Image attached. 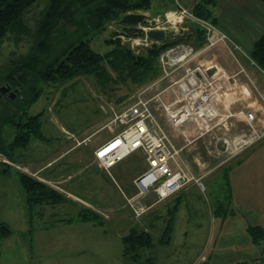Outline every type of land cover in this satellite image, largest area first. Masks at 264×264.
<instances>
[{
  "label": "rangeland",
  "instance_id": "obj_1",
  "mask_svg": "<svg viewBox=\"0 0 264 264\" xmlns=\"http://www.w3.org/2000/svg\"><path fill=\"white\" fill-rule=\"evenodd\" d=\"M46 6L47 0H39L37 4L33 5L25 13V21L30 27L32 33L36 31ZM160 12H162V9L156 6L153 7L149 13L152 16H157ZM135 13H143L147 15L148 11H138ZM155 18L158 19V17ZM161 18L162 19L160 20L165 19L164 17ZM150 19L151 18L149 17V20ZM186 23H188V20L181 24L178 23L180 25L177 24V27ZM167 24V27L172 25L169 21H167ZM171 35H173L172 32L170 33L169 41L178 42L164 50L161 55H163V61H168L173 64V66H170L169 63L166 65L175 72V67H178V64H180V62L174 64L176 58L180 57L182 54H186L185 51L181 50L182 47L180 48L178 46H181V43L192 46L194 45L191 44V42L189 43L187 33L184 35L181 33L174 36ZM112 37H114L113 39L115 41L120 42L121 46L128 48L136 56H142L146 53L145 50L147 49V46L143 42L134 43L132 39H129L128 36L124 35L121 29L117 26V21L107 24L106 30L93 40L92 47L97 52L105 55L114 48V46L107 44L106 42L107 39ZM181 39L183 40L179 42ZM228 43L231 45V53H240L231 42ZM33 44L34 38L32 37H23L18 42L14 36L13 38L7 39L2 44L0 48V88L5 85L2 84V79L8 68L12 63L20 61L27 53H29ZM207 45L208 42L205 37V43L202 52L200 53L204 56L203 58H208V53L216 47V45L212 47H207ZM218 49L220 52L216 53L218 55L222 54L223 48L219 47ZM187 52L190 54L187 57H191L194 54L193 51ZM186 59L187 58H185V60ZM163 61L158 60V65L164 63ZM198 67H200L201 70H204L208 67V63H204L203 65L194 58V60L192 59L191 61H188V63L183 66L182 72H184L183 74L185 75L187 71H193ZM180 69L181 67L178 69L179 75L181 73ZM107 72L112 79L104 78L101 82L94 76H80L65 83L51 82L43 85L42 95L29 108L28 114L29 116L41 114L42 133L46 138L45 141L32 139L27 147L11 149L8 145L14 140L16 130H14L9 124L4 125L2 128L4 145L2 149H0V225L6 224L11 229L12 234L14 232H22L26 229L29 231L32 230L27 235L28 243L30 244L29 246H32V244L34 246H39L40 242L35 244L33 241L32 235L36 231L39 232L41 228H46L47 226L58 225L60 223L59 221L63 219L76 220L78 218V213L83 209H90L97 214L102 212L110 216L112 215L111 220L105 222V229H109L111 231L110 233H117L115 224L120 226V230H127V225L132 224V211L128 206L124 194L131 198L137 193L134 181L140 175V172L143 173L147 169V163L143 153L134 154L119 162L111 169V175H108L104 171L100 174H95L93 169L87 171L79 170V172L75 174V179L72 184H70L71 188L69 189L75 197L77 196L76 198L78 199H76V201L68 200V197L64 192L55 188L56 185L62 183V179H56L55 184L51 183V185L43 182L47 186L64 195L67 200L59 204L36 205L32 212V218H30L31 213L26 204L25 191L19 179L21 171L18 170V165L22 164L27 156L33 155L40 159L51 157L54 153L60 151L67 141L74 142L75 144H78L79 141L82 142L85 135L91 134L97 130L100 124H109L114 128L121 130L119 123L114 122L116 117L126 110L138 95L144 93V96L147 97L151 94H156L160 90V86L150 88L149 86L152 84L150 81L134 84L130 79H123L118 76V73L112 70L110 66H107ZM159 73L160 72H158L157 77H159ZM175 79V77H168L162 84L163 86H168ZM152 80L154 81V79ZM254 80V78L250 80L244 78V83L249 91L245 95L235 94V96L236 98L244 97V102L242 103L243 108L244 106L247 107L251 102L255 103V106H250L251 108H249L254 114H256L255 120L251 123L246 122V124H241L239 126H229L230 132L228 135L225 134V136L227 137L226 139H229L230 143H226L223 139L218 142L217 145H214L218 148L217 150L220 151L219 157L216 155H209L207 149L203 150V148L199 146V151H204L203 157H205L204 160L206 162H209L210 164L213 162L222 164L228 159L234 158V155L238 152H242L247 146L244 141L251 136L255 137V139L263 138L264 109L260 110V106L258 105L262 104L264 107V92H258ZM169 94L173 95L172 92ZM249 109L246 108L243 112H251ZM239 115H241V113H239ZM16 121H20L19 118ZM24 122L25 119L23 123ZM225 123L226 122H224V124ZM162 127L166 131H169L170 129L167 125H162ZM222 127H224L223 124L215 127L214 130L221 132ZM196 139L197 138L192 137L191 142L188 143V145L192 144ZM183 142V145L186 144L184 140ZM84 145L85 146L76 151L77 155L79 154L80 156H83L87 150L93 152L95 148L93 143H91V145L90 143ZM210 145L213 146V144ZM209 150H212L211 146ZM186 153L187 152H185L184 155L188 156ZM59 164L61 163H58L55 167H58ZM55 167L51 169L50 172H54ZM64 169L65 168H60L58 173H64ZM194 175L197 177V174L194 173ZM201 181L203 187L198 183H192L189 185H196L192 188V191L179 192L178 197H181L182 204L179 215V225L176 230V236L173 238L174 245H164L161 248V253L156 257L153 256L155 254L151 252L153 249L142 250L141 256L136 258L132 253L130 255H125L122 238L118 236L119 239H117V237L114 236L115 234H110L103 239V245H107V247L105 248L106 250H103L101 256L98 253L89 251L82 257L76 255L74 258H70L64 254L65 247L68 246L65 244L67 239L56 235L54 236L55 251H52L53 254L51 253V257L53 258V261L51 262L54 264H69L78 261L87 262V260L90 259L96 264H147L149 258L155 257L154 259L157 261L156 264H190V262L194 261L197 256V251H200L202 247H206L210 242L212 235L211 217H208V215H212V208L214 210L218 202H220L222 206H220L221 209L229 208V184L225 172L219 171L210 178ZM81 198L90 202L91 207L85 205L83 203L85 201ZM151 198L156 201L155 196ZM154 201L149 203L148 199L146 203L152 204ZM164 203L165 201L154 207L146 215L152 213L166 216L167 209L164 208L166 207L164 206ZM169 204V206H173V202ZM146 215L139 218L133 215V217L138 221ZM166 218L168 219V216ZM102 222L103 220L95 223L102 225ZM157 224H160L162 228L155 229V242L159 239L158 235L160 230L163 229L164 222L160 220ZM137 225L138 226H135L136 230H144L141 224L138 223ZM60 227H63V225H59L58 228H56V232L63 231ZM194 227H197L198 230L194 231ZM60 235H63V232H60ZM43 241H45V239H43ZM189 242H195V244L191 245ZM186 244L188 245L185 246ZM150 253L153 254L150 255ZM66 254H69V251H67ZM40 262H43V260Z\"/></svg>",
  "mask_w": 264,
  "mask_h": 264
},
{
  "label": "crops",
  "instance_id": "obj_2",
  "mask_svg": "<svg viewBox=\"0 0 264 264\" xmlns=\"http://www.w3.org/2000/svg\"><path fill=\"white\" fill-rule=\"evenodd\" d=\"M203 2L204 0H152L151 8L147 10V15L153 19H156L155 17H158V19L164 17L166 24L167 21L171 22L172 25L170 26H175L176 28V30L171 31L173 33L171 36L179 33L182 35L187 33L189 43L191 42L194 46L186 45L185 43H181V45L190 47L194 54L191 57L182 54L179 57L180 61H178L180 64H178V67H175V72L167 67L166 62L163 61V55H161L159 60H162L164 63L159 65V77L154 79V81L149 80L150 83L152 82L149 86L150 88L160 86V90L156 94L147 96V98H153L155 95L161 94L163 101L167 103L174 101L176 97L180 95V92L178 87L176 85L173 86L172 83L183 77V66H185L188 61L194 60V58L203 65L204 63H208L207 68L213 67L208 71L209 76H214L215 78L222 77L220 80L223 83L225 94L221 98L222 102L219 106V110L225 115H230V117L225 121V124L223 123L224 127L221 128V132H218V130L211 131L205 134L206 136L203 135L198 137L192 144L187 145L182 152L181 158L188 165L192 173L197 174V177L201 180L208 179L219 171L225 172L229 184V208L221 209L220 202L217 203L214 210L212 208V215H208V217H211L212 235L210 242L206 247H202L200 251H197V256L190 264H264V243L260 244L254 242L249 232L251 226H259L264 230V136L260 139H255V137L251 136L244 141L247 146L242 152H238L234 155V158L228 159L222 164L213 162L211 165L209 162H206L204 160L205 157H203L204 149H207L209 155H216L219 157L220 151L217 150L218 148L214 145H217L218 142L223 139L226 143H230L229 139H226L227 137L225 136V134L228 135L230 132L229 126L246 124L247 120L242 114L239 115V113L246 110V108L249 109L255 106V103L251 102L247 107L244 106L243 108L242 103L244 102V97L236 98L235 96V94L245 95L249 91L244 83V78L248 80L254 78V83L258 92H264V71L251 57L255 43L264 36V3L260 0H211V2L207 4L210 15L208 20L213 22L219 31L226 34L229 40L226 43L217 44L216 47L208 53L209 56L207 54L208 58H203L204 56L200 53L202 52L206 35L202 27L189 20L188 23L177 27L180 24L174 21L175 12L179 7L193 12L196 6ZM156 6L160 7L162 12L157 16H152L149 12ZM166 24L164 28H167ZM179 42H181V40ZM228 42H231L240 53H231V45H229ZM219 47L223 48V55H218L216 53L220 52L218 49ZM185 58L187 59L185 60ZM180 67L181 73L179 75L178 69ZM168 77H175L176 79L170 85L163 86V81ZM170 92H172L173 95L169 94ZM258 106H260V110L264 109L262 104ZM152 109L159 122H161L160 124L170 127L167 132L174 143L178 147L185 146V144H182L184 143V139L179 131L175 130L169 124L160 106V102L156 99L152 102ZM249 111L253 112L250 109ZM191 127L190 125V128ZM119 131L120 130L109 124H100L97 130L91 134H86L82 142L79 141L78 144H75L74 142L67 141L64 147L51 157L40 159L33 155L27 156L26 160L18 165V170L50 185L51 183L55 184L56 179H62V183L56 185L55 188L64 192L68 200L76 201V199H78L76 198L77 196L75 197L69 190L71 188L70 184H72L75 179V174L78 173L79 170L87 171L90 169H93L95 174H100L102 172L101 169L98 172L95 171V167L98 164L95 159L94 151L100 145L106 143L113 136L118 134ZM88 143H90V145L93 143L95 147L93 152L87 150L83 156L77 155L76 151L85 146L84 144ZM210 144H213V146ZM209 145L212 150H209ZM199 146H201L203 150L199 151ZM185 152H187L186 155L188 156L184 155ZM58 163L61 164L55 167ZM54 167L55 171L50 172ZM60 168H65V172L62 174L58 173ZM194 186L196 185H188L180 192H190L193 190L192 188H194ZM178 194L179 193L165 200L164 206L166 207L164 208L167 209L166 216L149 213L145 217L139 219L138 221L140 222H138L133 217L132 213V224L127 225V230H120V226L115 224L117 233H110L111 231L109 229H105V222L111 220L112 215L110 216L102 212L99 214L105 223L102 225H98L92 221H81L77 218L70 222L63 219L64 221L60 220L58 225L41 228L39 232L36 231L37 233L35 232L32 235L35 244L40 242L39 246H34L33 244L29 246L27 235L32 230L29 231L26 229L22 232L11 233L10 236L0 239V264H54L51 262L53 261L51 256L53 254L52 251H55L54 236L56 235L67 239L65 244L68 246L65 247L64 254L70 258H74L76 255L82 257L89 251L98 253L101 256L103 250L107 247V245H103L104 238L110 234H115L114 236H116L117 239H119L118 236L121 237L123 242V238L129 234L130 230L136 229L135 226H138V223L141 224L145 231H148L154 237L155 229L162 228L157 222L160 220L163 221V229L160 230L158 235L160 238L166 227L168 211L173 207L175 209L173 232L170 242L165 245H174L173 238L176 236V230L179 225L178 222L180 220L179 215L182 204L181 197H178ZM151 197L154 196L148 197L146 201L149 199V203L153 202L154 199ZM82 200L85 201L83 202L85 205L91 207L90 202H87L85 199ZM163 202L164 201L156 203V201H154V203H152L154 205L152 209ZM171 202H173L172 207L169 206ZM218 208L221 209L224 215L220 216L217 214ZM152 209H150V211ZM95 210L97 211L96 208ZM59 225H63V227H60L63 230L60 231L63 232V235H60V232H56V228H58ZM197 230L198 228L194 227V231ZM43 239H45V241H43ZM189 244L193 245L195 242H189ZM187 245L188 244L185 246ZM163 246L164 245H158L154 247L151 251L155 254L153 256L156 257L159 255ZM67 251H69V254H66ZM153 253H150V255ZM155 257L149 258L147 264H156L157 261L154 259ZM42 260L44 263L40 262ZM69 264L96 263L89 259L87 262L78 261Z\"/></svg>",
  "mask_w": 264,
  "mask_h": 264
},
{
  "label": "trees",
  "instance_id": "obj_3",
  "mask_svg": "<svg viewBox=\"0 0 264 264\" xmlns=\"http://www.w3.org/2000/svg\"><path fill=\"white\" fill-rule=\"evenodd\" d=\"M260 1L264 3V0ZM38 2L0 0V48L13 36L18 42L23 37L34 38L29 53L12 63L2 79V84L18 88L20 93L14 99L7 95L0 97V149L4 145L2 128L6 124L16 130L14 140L8 145L11 149L27 147L32 139L46 140L42 133L41 114H28L29 108L42 95L45 83H65L80 76H94L100 82L104 78L112 79L107 66L134 84L145 83L157 77V62L163 51L178 42L152 43L142 56L134 55L114 37L106 40L114 48L105 55L92 47L93 40L106 30L108 23L118 21L131 12L149 10L152 0H47L39 25L32 33L25 21V13ZM209 2L211 0H204L198 4L193 14L208 20ZM251 57L264 71V36L255 43ZM18 118L20 121H16ZM19 179L26 193L30 218L36 205L59 204L67 200L57 190L26 173L21 172ZM174 213V207L170 208L166 227L157 242L148 231L130 230L123 238L125 255L132 253L135 258L140 257L142 250L168 244L173 232ZM217 214L224 215L219 208ZM78 219L94 223L102 221L101 216L90 209L80 211ZM65 220L70 222L72 219ZM249 232L254 242L264 243V230L261 227L251 226ZM11 233L6 224L0 225V239Z\"/></svg>",
  "mask_w": 264,
  "mask_h": 264
},
{
  "label": "built area",
  "instance_id": "obj_4",
  "mask_svg": "<svg viewBox=\"0 0 264 264\" xmlns=\"http://www.w3.org/2000/svg\"><path fill=\"white\" fill-rule=\"evenodd\" d=\"M186 20L202 27L208 42L207 47L229 40L213 22L179 7L175 12L174 21L181 24ZM149 24L151 27L145 28L146 32L151 29H166L170 32L176 30L175 26L164 28L166 23L160 19L151 18ZM132 40L134 43L143 42L146 46L151 45L146 40ZM178 47H182L181 50L185 51L187 56L190 55L187 51H192L185 45ZM178 61L179 57L174 64ZM168 63L167 61L166 64ZM169 64L173 66L172 63ZM211 68L213 67L201 70L198 67L193 71H187L185 76L173 82L172 85L178 87L180 95L171 103L163 101L161 94L153 98L145 97L144 93L138 95L130 106L116 117L114 122H118L121 127L119 133L95 150L98 166L108 175H111L113 167L127 157L136 153H143L145 156L147 169L134 181L137 193L131 198L124 194L135 217H142L152 209L154 205L146 203L150 196H155L156 203H159L179 193L189 184L198 183L203 187L201 179L192 173L181 156L192 137L198 138L210 133L230 117L219 110L218 105L225 94L224 86L220 80L222 77L209 76L208 71ZM155 99L160 102L169 124L179 131L186 142L185 146L178 147L160 124L152 109V102ZM240 113L248 123L255 120L253 112Z\"/></svg>",
  "mask_w": 264,
  "mask_h": 264
},
{
  "label": "water",
  "instance_id": "obj_5",
  "mask_svg": "<svg viewBox=\"0 0 264 264\" xmlns=\"http://www.w3.org/2000/svg\"><path fill=\"white\" fill-rule=\"evenodd\" d=\"M117 26L121 29L123 33L131 39H141L148 42L157 44H167L170 38V31L166 29H151L147 32L145 28L151 27L149 24V16L143 13L131 12L125 14L121 20L117 21ZM12 90V86L9 84L4 85L0 88V97L7 95ZM20 90L15 88L11 92V97L14 99ZM100 167L97 165L95 171L98 172Z\"/></svg>",
  "mask_w": 264,
  "mask_h": 264
},
{
  "label": "flooded vegetation",
  "instance_id": "obj_6",
  "mask_svg": "<svg viewBox=\"0 0 264 264\" xmlns=\"http://www.w3.org/2000/svg\"><path fill=\"white\" fill-rule=\"evenodd\" d=\"M7 84V83H6ZM15 88L12 86V90L10 91V93L7 94V96H9L11 99L12 97L10 96L11 95V92L14 90Z\"/></svg>",
  "mask_w": 264,
  "mask_h": 264
}]
</instances>
